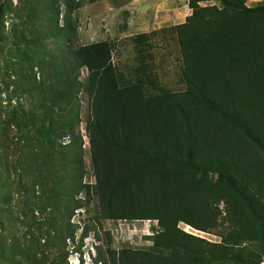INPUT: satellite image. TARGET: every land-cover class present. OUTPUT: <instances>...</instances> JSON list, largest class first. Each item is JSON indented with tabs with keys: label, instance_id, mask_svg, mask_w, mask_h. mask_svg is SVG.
<instances>
[{
	"label": "trees",
	"instance_id": "obj_1",
	"mask_svg": "<svg viewBox=\"0 0 264 264\" xmlns=\"http://www.w3.org/2000/svg\"><path fill=\"white\" fill-rule=\"evenodd\" d=\"M9 1L0 0L1 23L6 8L13 36L39 53L41 71L52 77L35 109L17 104L0 128V181L23 198L24 211L36 204L42 252L56 254L66 239L75 241L65 218L89 213L95 202L98 220L156 221L147 248L108 247L95 264H259L264 0H188L191 13L169 30L182 61L180 91L161 86L144 62L149 33L130 36L138 64L128 74L113 60L114 40L81 42L77 11L96 0ZM80 93L88 98L93 184L84 181L76 134ZM10 195L0 194V203ZM180 222L220 241L188 233Z\"/></svg>",
	"mask_w": 264,
	"mask_h": 264
},
{
	"label": "rangeland",
	"instance_id": "obj_2",
	"mask_svg": "<svg viewBox=\"0 0 264 264\" xmlns=\"http://www.w3.org/2000/svg\"><path fill=\"white\" fill-rule=\"evenodd\" d=\"M19 1L10 0L9 2L12 4L11 7H15ZM260 1L247 0L246 4L253 6ZM205 3L207 5L217 4V1ZM91 4H85L77 11L81 42L87 44L99 39L114 40L113 60L118 70L128 74L138 64V53L130 37L136 32L132 30L130 35L123 36L120 25L125 21L124 15L118 17L115 14L111 15L112 13L103 15L98 3L89 8ZM12 18L13 14L5 8L3 23L0 21V128L6 124L9 117L12 118V111L17 104L27 112L35 109L36 103L40 100L41 90L45 89L52 80L50 71H41L39 53L36 50L33 53L31 47L22 45L13 36ZM184 19V14H182L172 23ZM16 22L18 23L19 19ZM149 26L150 24L146 27ZM169 30L170 27L160 32L157 31L156 34L150 33L152 31L147 32L149 33L148 45H143L142 54L145 56L144 62L150 65L153 76L157 78L161 86L171 91H180L184 88L180 73L182 61L177 41ZM85 75L86 71L83 69L80 80H83ZM78 97L80 123L76 134H79L83 141L86 170L84 181L93 184L95 180L90 165L89 144L85 129L88 98L85 93H80ZM44 104L50 106L51 101L47 100ZM41 108V105H38L36 112L40 114ZM54 108L57 107L54 106ZM11 129L15 130L13 127ZM0 184L2 185L1 195L7 196L11 193L10 202L0 203V264H95L96 260L105 255L108 247L110 249L123 246L147 248L151 245L147 236L151 234L150 227L156 226V221L98 220L96 219L95 202H93L89 213L78 212L65 218V227L69 230L76 228L75 241L66 239V248H62L59 253H50L48 248L42 252L38 244L40 233L35 227V222H39V212L34 207L36 204L33 208L29 207L27 211H24V205L23 207L20 205L24 203L23 198L20 199L15 193L12 195L14 189L10 185L5 186L1 181ZM222 206L223 204H220V208ZM179 227L210 241H220V237L216 234L195 230L182 222L179 223ZM101 241H103V246ZM259 264H264V256Z\"/></svg>",
	"mask_w": 264,
	"mask_h": 264
},
{
	"label": "crops",
	"instance_id": "obj_3",
	"mask_svg": "<svg viewBox=\"0 0 264 264\" xmlns=\"http://www.w3.org/2000/svg\"><path fill=\"white\" fill-rule=\"evenodd\" d=\"M205 2L208 1L202 2L201 5H207ZM97 3L101 6L103 15L110 13L116 17L124 15L125 21L120 25L123 36L130 35L132 30L139 34L175 26L185 19L175 23L172 21L178 20L182 14L186 18L191 13L188 0H99L88 7L91 8ZM148 24L150 26L146 27ZM100 40L104 39L96 41Z\"/></svg>",
	"mask_w": 264,
	"mask_h": 264
}]
</instances>
